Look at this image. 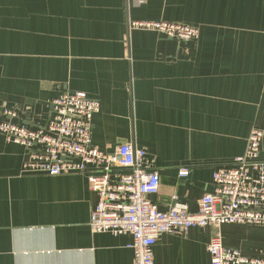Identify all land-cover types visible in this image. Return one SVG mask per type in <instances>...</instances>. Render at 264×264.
<instances>
[{
    "label": "crops",
    "instance_id": "0c3cea01",
    "mask_svg": "<svg viewBox=\"0 0 264 264\" xmlns=\"http://www.w3.org/2000/svg\"><path fill=\"white\" fill-rule=\"evenodd\" d=\"M128 18L199 36L132 29ZM66 91L98 100L93 145L146 148L160 210L196 212L213 170L244 154L252 128L264 130V0H0V104L12 121L46 126ZM26 157L0 133V264H134L129 234L90 229L98 196L86 174L26 173ZM216 234L247 257L264 251V225L196 226L160 234L154 264H209Z\"/></svg>",
    "mask_w": 264,
    "mask_h": 264
},
{
    "label": "built area",
    "instance_id": "2783aa9c",
    "mask_svg": "<svg viewBox=\"0 0 264 264\" xmlns=\"http://www.w3.org/2000/svg\"><path fill=\"white\" fill-rule=\"evenodd\" d=\"M128 27L181 40L199 36L197 28L173 21L128 18ZM50 105L47 125L29 128L13 122L15 110L0 104V133L26 149L23 172L86 174L98 196L90 214V229L129 234L134 264H154L153 246L163 233L182 234L196 226L264 225V160L260 158L263 129L252 128L244 154L236 156L232 164L213 170V189L201 196L196 212L179 203L160 210L149 198L159 190L160 175L146 148L126 142L107 152L93 145L92 118L100 108L98 100L83 91H66ZM178 174L187 175L188 170L182 168ZM207 251L209 264H264V251L247 257L224 246L219 234L211 237Z\"/></svg>",
    "mask_w": 264,
    "mask_h": 264
}]
</instances>
